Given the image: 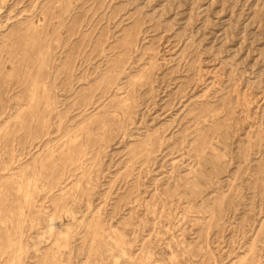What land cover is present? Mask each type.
Segmentation results:
<instances>
[{
    "label": "rangeland",
    "instance_id": "rangeland-1",
    "mask_svg": "<svg viewBox=\"0 0 264 264\" xmlns=\"http://www.w3.org/2000/svg\"><path fill=\"white\" fill-rule=\"evenodd\" d=\"M0 264H264V0H0Z\"/></svg>",
    "mask_w": 264,
    "mask_h": 264
},
{
    "label": "bare ground",
    "instance_id": "bare-ground-1",
    "mask_svg": "<svg viewBox=\"0 0 264 264\" xmlns=\"http://www.w3.org/2000/svg\"><path fill=\"white\" fill-rule=\"evenodd\" d=\"M141 111H142V110H141ZM129 129H130V128H129ZM127 134H128V133H127ZM80 212H81V211H80ZM86 216H87V215H86ZM65 220H66V219H65ZM68 222H69V221H68ZM66 226H67V224H66ZM50 228H51V227H50ZM47 230H48V229H47ZM47 230H46V231H47ZM61 230H62V229H61ZM59 231H60V230H59Z\"/></svg>",
    "mask_w": 264,
    "mask_h": 264
}]
</instances>
